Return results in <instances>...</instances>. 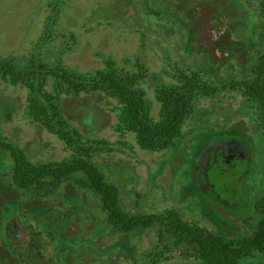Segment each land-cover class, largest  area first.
<instances>
[{
	"label": "rangeland",
	"instance_id": "rangeland-1",
	"mask_svg": "<svg viewBox=\"0 0 264 264\" xmlns=\"http://www.w3.org/2000/svg\"><path fill=\"white\" fill-rule=\"evenodd\" d=\"M141 1L61 0L56 6V0H0V56H31L38 45L42 44L39 55L44 60L52 59L54 54H61L64 64L80 72L102 67L107 60L128 71H133L135 65H144L147 76L143 89L151 102V113L153 117H157L159 106L154 99L155 84L174 83L171 78L172 70H183L186 64L191 63L192 69H195L194 64L201 61V58L196 55L191 60L181 53L179 33L165 38L157 29H150L141 9L138 10L142 6ZM180 1L173 0V3L176 5ZM258 2L259 0H250L255 11ZM228 27L225 21L211 20L208 25L196 23L194 30L203 41H208L216 39L225 29L229 30ZM144 29L147 38L144 49L141 50L143 40L140 32ZM236 32L238 30L233 35ZM243 33L240 31V35ZM47 34L49 41L43 42ZM204 36L208 39L203 38ZM217 54L220 57L226 55L219 51ZM222 66L223 69L217 72L203 74L202 80L211 81L225 77L230 73L227 67L231 65ZM237 78L234 77L232 81H237ZM49 89L48 87V91H51ZM26 95L25 89L20 86L12 87L0 79L3 135L27 151L32 163H60L71 159L76 153L69 150L63 141L26 119L23 113ZM63 98L64 116L81 133L83 140L87 138L105 144V148L92 154V158L106 177L123 192L121 204L124 212L137 216L159 215L170 210L180 211L185 222L208 231L215 230L216 227L211 220L202 217L198 196L189 193L188 197L181 199L182 187L190 178L191 168L194 177L198 174L203 178V161L199 153L206 154L210 146L205 151L196 153V157L200 158L198 163L193 158V149L200 133L204 134L213 129L219 131L234 124L242 125L252 141L248 174L240 183L237 181L241 172L240 166L222 173L215 168L209 169L207 178L213 184V191L223 201L219 205L217 202L208 201L207 211L226 235L234 233V229L237 230L240 225L239 219H246V215L259 220L252 215L254 205L264 191V146L260 137L264 130L257 123L256 109L243 107L240 92L229 91L224 87L216 99L209 96L199 98L195 110L182 126L184 143L175 141L174 150L163 152L142 151L132 133L116 130V101L113 98L103 95L81 96L77 100L65 96ZM212 138L214 139L211 140H217V137ZM109 148L113 150H108ZM221 167L224 168L223 165ZM73 179L83 181L79 174ZM196 189L202 193L199 188ZM203 192H207V188ZM210 192L203 193L202 196L207 194L209 199L215 197ZM238 196H246L245 207L228 208L235 204L231 199L236 200ZM58 203L63 206L66 217L54 224V231L51 232L44 226H48V218L45 220L47 212L45 214L42 210L31 209L23 219L18 210L14 211L18 212L15 216L24 223L26 217L34 219V213L39 215L38 223L29 220V226L32 229L41 228L44 243L39 249L44 255L41 251L43 256L36 253L39 249L34 250L28 257L24 256L29 261L28 264H146L145 257L154 251H160L163 244L169 248V253L164 254L167 260L157 264H199L194 258L183 257L172 243H167L165 236L160 245L157 239L158 227L140 231L130 239H113L112 226L99 215L97 202L87 196L82 185L70 183L64 187L54 202ZM226 207L229 211L224 209ZM25 209L23 207L21 210ZM74 217H80V221L72 234H69L66 230L74 222ZM228 221L233 222L236 227H230ZM18 224L17 219L7 223L5 230L10 239L15 236ZM62 230L67 234L62 236ZM32 231L35 233L29 234L32 239L41 238L36 231ZM55 234L56 237H52ZM41 242L42 239L39 240ZM116 243L118 244L115 245ZM62 249L63 252H60ZM70 256L73 262L68 259ZM239 264H264V255L255 253L253 258L241 260Z\"/></svg>",
	"mask_w": 264,
	"mask_h": 264
},
{
	"label": "trees",
	"instance_id": "trees-1",
	"mask_svg": "<svg viewBox=\"0 0 264 264\" xmlns=\"http://www.w3.org/2000/svg\"><path fill=\"white\" fill-rule=\"evenodd\" d=\"M60 1L56 0L55 5H59ZM141 2L138 10L141 9L150 29H157L165 38L179 33L181 53L191 60L196 55L201 58L194 64L195 69H192L193 63L186 64L183 70L173 68L171 78L174 83L155 84L154 99L159 106L157 117H153L151 102L143 89L147 76L144 65H135L133 71H128L107 60L102 67L80 72L64 64L61 54L44 60L39 55L42 44L31 56H0V79L26 91L23 111L26 119L37 128L57 136L76 153L60 163H32L27 151L3 135L4 117H0V264H23L5 230L7 222L16 215L17 211H14L18 210L23 219L31 209L47 212L45 220L48 218V226H44L49 232L54 231L53 225L66 217L63 206L54 202L58 193L70 183L82 185L87 196L97 202L99 215L113 228V239H130L140 231L158 227L160 245L165 236L167 243H172L183 257L194 258L199 264H239L241 260L253 258L255 253L264 255V212L259 213V220L252 224H249L246 215L247 228H243L242 234L223 235L207 211L208 201L196 189L192 168L187 184L182 187L181 199L192 193L197 195L202 217L211 220L215 230L208 231L185 222L183 213L175 210L137 216L124 212L121 204L123 192L106 177L92 158V154L103 150L105 144L98 140H83L81 133L64 116L63 96L73 100L91 95L113 98L116 101L117 131L132 133L142 151H172L176 148L175 141L184 143L182 126L195 110L199 98L209 96L216 99L226 87L229 91L242 94L243 107L256 109L257 123L264 130V0H259L256 11L251 7L250 0H181L176 5L173 0ZM211 20L225 21L229 30L225 29L216 39L203 41L194 30L196 23L208 25ZM145 30L140 32L143 40L141 50L147 38ZM236 30L238 32L233 35ZM240 31L241 34L244 32L243 35ZM48 34L43 42L49 41ZM203 38L208 39L207 36ZM218 51L226 55L220 57ZM223 64L231 65L227 67L230 73L225 77L202 80L203 74L217 72L223 69ZM234 77H238L237 81H232ZM228 132L248 136L242 125H231L226 130ZM221 134L218 129L200 133L193 158L206 138ZM260 137L264 141V132ZM77 174L82 182L73 179ZM23 207L26 209L22 211ZM260 208L264 210V206ZM34 214V219L30 221L37 224L39 215ZM73 221L66 230L69 234L76 228L80 217H74ZM66 231L62 230L60 234L64 236ZM163 245L160 251L145 257L146 264L167 260L164 254L169 253V248ZM68 259L73 262L71 256Z\"/></svg>",
	"mask_w": 264,
	"mask_h": 264
},
{
	"label": "flooded vegetation",
	"instance_id": "flooded-vegetation-1",
	"mask_svg": "<svg viewBox=\"0 0 264 264\" xmlns=\"http://www.w3.org/2000/svg\"><path fill=\"white\" fill-rule=\"evenodd\" d=\"M227 128H222V130L221 129L219 130V132H222L223 134H221L220 136H214V137H217L216 141L211 140V139H214L212 137L206 138L197 150V152H198L200 150H204L205 148H207V146H210V148H208L206 154H202L203 152L199 153L202 156L201 160L203 161L202 167L204 168V170H203L204 174H203V178H200L198 176V174H196V177H194L196 187L199 188L198 190L202 191V193H201L202 195H203V193H207L208 191L209 192L211 191L209 194H212L215 197L209 199V195H207V194L204 195V197L207 201L217 202L218 205L221 204L220 202H222L223 199H221L219 197V195H217L215 193V190L213 191V189H214L213 184H211L207 178V174H208L209 169L215 168V169H218L220 171V173H222L223 171H228L229 169H230V171H232L234 168L240 166L241 172H240V175L237 177V181L242 182L245 179L246 175L248 174V169H249L250 163H251L250 146L252 144V141L249 139V136L246 137V136H241L238 134H231L229 132L226 133ZM262 143L264 146L263 140H262ZM203 157H204V159H203ZM194 158L197 161L196 163H198L200 158L198 159V156L196 157V155ZM221 165H223L224 168H222ZM209 187H213V188H209ZM206 188H207V192H203V191H206ZM231 201H234L235 204L231 207H228V208H234V209H237V208L243 209L245 207L246 202H247L246 196H244V197L238 196L236 200L231 199ZM227 202H230V201H227ZM263 206H264V191L261 194V196H259V201H257L254 205V211H253L252 216L259 218L260 217L259 213L264 212V210L260 208ZM228 208L226 207L224 209L226 211H229ZM27 212H28V209H27ZM12 219H17L18 223L20 225L18 224V226L15 228V236L14 237L12 236L13 239H10L8 234H7V237L9 238L10 242L12 243L13 248L15 249V253L21 256V261L23 262V264H28L29 261L26 260L25 257H28V255L30 253H32L34 250L35 251L38 250L41 247L42 243H44L43 237L41 235V230L38 228L32 229L29 226V223H24L17 216H13V218H11L9 221H11ZM26 219L32 220L29 217H26ZM248 219H249V224L250 223L252 224V222L253 223L256 222V220H254L253 217L252 218L248 217ZM239 220H240L239 221L240 225H238V229L237 230L234 229V231H233L234 233L229 234V235H237V234L240 235L243 233V228H247L246 219H239ZM9 221L7 223H9ZM227 224L230 227H233V228L236 227L233 224V222L228 221ZM217 226L220 229L218 224H217ZM5 229H6V226H5ZM30 229L36 231L37 234H39V236L41 238L32 239V237L29 234H31V233L33 234L34 232ZM220 231H221V229H220ZM221 233H222V231H221ZM223 235L229 236L226 234H223ZM15 238H16V240H15ZM40 239H42L41 243H39ZM40 251L43 254V251L40 249L36 253L41 255ZM43 255H41V256H43Z\"/></svg>",
	"mask_w": 264,
	"mask_h": 264
}]
</instances>
